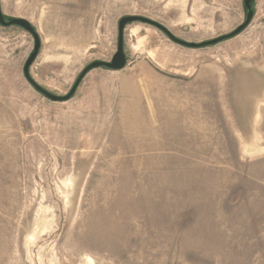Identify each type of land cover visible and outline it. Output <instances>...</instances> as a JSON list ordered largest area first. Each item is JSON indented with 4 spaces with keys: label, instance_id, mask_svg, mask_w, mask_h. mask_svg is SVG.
Instances as JSON below:
<instances>
[{
    "label": "rangeland",
    "instance_id": "rangeland-1",
    "mask_svg": "<svg viewBox=\"0 0 264 264\" xmlns=\"http://www.w3.org/2000/svg\"><path fill=\"white\" fill-rule=\"evenodd\" d=\"M41 38L34 80L66 95L141 15L186 41L245 22L244 0H0ZM237 36L189 48L143 22L127 64L50 100L35 45L0 24V264H264V0Z\"/></svg>",
    "mask_w": 264,
    "mask_h": 264
},
{
    "label": "water",
    "instance_id": "water-1",
    "mask_svg": "<svg viewBox=\"0 0 264 264\" xmlns=\"http://www.w3.org/2000/svg\"><path fill=\"white\" fill-rule=\"evenodd\" d=\"M253 1L254 0H244L245 7L247 10V16H246V20L244 23L239 25L235 30H233L232 32L228 34L220 35L216 38L209 39L203 42L186 41L184 39H181L177 37L176 35H174L166 26H164L160 22L155 21L145 16L127 15V16L122 17L119 21L118 48H117L116 53L113 55L111 61L95 60L89 63L84 68V70L80 73L73 87L71 88L69 93L66 95H58V94H54L50 92L49 90H47L46 88L38 84L31 75V67L34 61L36 60L37 56L39 55V52L41 49L40 35L37 32L36 28L32 25V23L28 21L27 19L19 18V17L9 18V19L6 18L1 8V4H0V24H2L3 26H13V25L20 26L33 35L34 40H35V45H34V49L32 53L30 54V56L28 57L24 65L25 77L35 89H37L40 93L44 94L50 100L55 101V102H64V101H68L69 99L73 97L80 83L90 71L97 69V68H103V67L111 69V70H121L126 66L127 56L125 53L124 31L128 24H131L133 22H138V21L146 23V24H150L162 30L170 39H172L174 42L180 45H183L189 48H202V47L218 44L222 41L233 38L237 36L238 34L242 33L250 25L254 17Z\"/></svg>",
    "mask_w": 264,
    "mask_h": 264
}]
</instances>
